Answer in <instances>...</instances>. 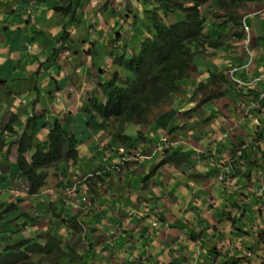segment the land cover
I'll return each instance as SVG.
<instances>
[{"label":"crops","instance_id":"crops-1","mask_svg":"<svg viewBox=\"0 0 264 264\" xmlns=\"http://www.w3.org/2000/svg\"><path fill=\"white\" fill-rule=\"evenodd\" d=\"M123 1L126 2L130 10L134 6L132 0ZM86 3H88L86 0H0V126L3 123L5 124L10 118V114L13 113L19 114L22 117L18 121L19 124L24 123L26 119L32 115V112L37 111L42 112V114L47 115L48 117H53L58 113L61 115L70 114L73 117L72 121L74 133L79 138H81L82 142H85L84 145H82V148L79 149L81 158L80 162L85 158L93 160L91 157L94 156L95 158L94 152H97L100 159L99 163H101V166L107 167V165H114L118 162L117 159L113 161L111 159H114L118 156L113 152H115L119 146L122 147V143H119L118 141L113 142V139L105 136L106 134L94 132L91 126L88 131L84 129L81 131L80 123L78 122L80 119H78V116H76L71 110L67 111L66 113H64V111L61 113V109H59L62 106L60 107L58 105L59 100H57V97L60 96L57 79L45 69L40 71L41 65L48 63L51 50L54 48H48V45L51 42L55 44L57 43V45H61L62 43L71 45L69 46V48L72 49L71 53L62 52L58 57L57 64L61 66L60 69H62L60 76L61 78L65 74V68L63 66L65 62L68 65L70 63H78L79 66L84 64V66L81 68L83 71L85 68H87V66H90V62H88V60L79 52V50L82 49L80 33L82 28L85 29V26L87 25L84 20L85 14L87 10L91 11L92 9L91 5L85 7ZM252 3H256V5L257 3L260 4L258 6L260 9L254 11L252 14L249 12V15L247 17L245 16L247 25L251 23V26L254 28V32L250 29L253 34V36L251 34V37H254L252 38L253 42L250 46L251 48L256 47V49L252 50V53L254 52L252 55H255V59L252 57L254 60L251 61V55L248 56L246 52H244L242 55L239 54V56H237L239 57L238 60H230L229 58L223 59L225 60L221 63L223 69H220L222 71H219V73L225 72V75L229 79L231 78L229 73H232V71H227V69H236L237 71L234 76L238 80H243L250 83L249 87H247L249 90L246 95L259 96L260 94H264V92L259 91L264 84V72L263 74L258 73V66L264 63V39L262 38V36H264V0H256ZM70 8L75 9V14L78 19H83L82 24L77 23L76 27L73 26L71 28V44L66 41L60 42L61 38L55 39L61 30L64 32H69L70 24L76 21L69 14ZM57 9H60L58 14H56ZM137 10H139V8H137ZM22 13L24 14L23 16ZM116 25L117 21L114 20L113 27H116ZM209 27L210 26H207V29L205 28L207 33L210 32ZM104 29H106V27ZM213 33H215V35L218 34L216 30H214ZM111 35L112 30H107L106 40H109ZM232 41L235 43L234 38ZM223 43L224 40L219 49L222 48L232 51V46H229L228 43H226V45ZM239 45L241 46L242 44L238 43V46ZM28 46L31 47L30 51H28ZM16 68L19 70L15 71ZM43 72L47 73L48 76L46 77V74L43 75ZM70 76L74 78L84 77L86 79L85 75H77L75 72H73V70L70 71ZM207 78H209V76L199 77L197 83L201 82L202 80L206 81ZM30 80H33V82L30 83ZM88 83L91 86L92 83L89 81ZM234 83L237 85L236 82ZM44 85H47L46 89L43 88ZM73 85V83L68 85L69 88L67 87V92H63L66 100L67 98L75 96L77 97L80 95L73 88ZM36 87L40 89V94L37 92ZM87 88L88 85L85 87V90H87ZM70 91H73V95L68 97L67 94ZM37 97L41 98L39 101L41 103H31L32 101L36 100ZM24 100L27 102L22 103ZM66 100L62 105L66 104ZM180 100L181 98H177L176 100L179 104V113L177 117H164L170 120L165 122V127H161L158 124V118L162 117L158 116L155 124L149 121V128H140V126L136 123L131 124L129 127H127L128 135L132 137L134 133L138 134V132H140L144 135L139 137L148 139L147 135L149 137H156L157 135L155 132H160L161 135L162 132L169 131L173 135H176L180 132L179 128H181V126H187L190 129L193 128L194 124L192 126L190 121L193 116H198L197 113L200 109L196 104V97H190V105H181L179 103ZM47 101H54V111H50L48 109V104L46 105ZM253 101L254 100H251L250 103ZM194 108L197 110L193 111ZM260 111L261 113L264 112L263 101L258 104L256 108L251 109L249 112L259 114ZM246 114H248L247 110ZM85 116L89 117L88 114H85ZM150 117L151 114L149 119ZM256 118L259 120V116ZM68 121H71V118L68 119ZM202 123L205 127H207L205 120H203ZM195 124H200V121L197 119ZM167 138L168 137L165 139L168 140L169 138ZM201 138L205 139L204 136L199 135L197 140H200ZM214 139L215 141H218L217 143H219L218 151L225 145L228 147V144L235 142L232 137H229L226 140H221V136H219L218 138ZM214 139L209 138L211 147H215V144L212 145ZM161 140L162 142H168L164 141L163 138ZM10 141L11 139L5 140V142ZM102 141L104 142V145L101 144ZM133 144L135 148L133 147ZM129 145H131L134 149L139 148L138 141H135L134 139L129 143ZM96 146L99 147V150H97L98 148L94 150ZM84 147L86 148L85 150H83ZM150 147L151 154L144 156L146 159L142 161V170L147 171L145 175L143 172L137 174V172L131 170V168L126 171H122L121 173L111 169L113 170H110L111 173H109L110 171L102 173V175L104 174L102 178H98L94 182L90 181L85 185L79 186V196L88 192L89 199L91 201L90 205L83 203L79 211H76L72 208L70 200L66 201L65 197L62 198L63 189L58 186L59 180L56 178L50 180L48 185H51L56 189L55 195H51V197L48 199L47 194V196H44L39 193V195L33 197L32 201V203H34V207H37L41 212L40 215L35 219V226H38L40 221L43 223L48 221V223H50L49 230H37V234L44 236V243L48 246H51L52 248H61L64 245V233H67L68 236H73L75 234L82 236L85 232H87L90 233L89 235L91 236V240L95 242L94 249L97 251L109 246V244L105 241V237L110 239L109 230L113 229L116 231V234L114 235L116 250L112 251L109 256L97 255L94 258V264H115L114 262H117V264H140L141 260L142 262L144 261V258L140 259L141 256L139 254H146L147 252H151L153 256H156V253L158 252L157 262L159 261L160 264H182V262H186V259L182 256L185 246L182 242V237L178 235H187V232L195 227L196 224L200 225L199 220H203V218L206 219L209 216V214H205V216H203V214L209 209L208 197L210 193H208L207 189H205L206 196L198 193L196 194L198 200L195 201L188 197L187 193L183 191L184 188L192 192L193 187L186 188V186L181 184L179 181L172 183L171 179H169L167 183L164 179L166 177L165 172H158V170L161 169V165L156 167V169H154L152 172V167L150 165H147V167L144 168V165L147 164V162H151L152 159L150 156H153L154 152L156 151L153 142H151ZM193 149L197 150V147L193 146ZM120 150L123 151L124 148H121ZM225 150L226 149H224V151ZM146 152L148 151L146 150ZM176 154L178 155V153ZM225 154L226 153L224 152L222 157L217 159H209L215 162L212 163L210 167L205 168V171L203 172L204 174L200 172L205 180H211L213 178V174L217 175L223 171L222 167L229 158L228 157L225 160ZM136 155L138 156V153H136ZM167 155H169V153H167L165 156L167 157ZM125 156L128 157L129 154H125ZM254 156L256 155L251 154L250 159L251 157L253 159ZM191 157L187 159L186 157L182 156L183 160L187 159L188 162H193ZM250 159L244 158V160L247 162ZM14 160H16V156L13 155V153L11 154L10 161L8 156L5 154L0 158V170L6 166L9 167V173L7 175L4 174L6 177L16 176L15 174L19 176V171H16L15 166H12L11 164L14 162ZM173 162L176 163L175 161ZM188 162H181L182 166H186V171H188L190 168ZM167 163L172 162L170 159H168V161L162 162L161 164L166 165ZM77 165L78 164H75L76 168H73L68 175V177L71 179L77 175L86 174L92 171V169H81L80 167H77ZM233 166L235 168L234 172L225 183H222V185H225L226 187L238 182L241 175V173L236 172L237 165L233 164ZM90 168H92V166H90ZM150 172V176L156 172L155 176L158 177L157 184L155 186L156 190H154L153 195H151V193L148 194L145 192L142 189V186L135 187V179L138 178L140 180V177L148 178V174ZM205 174L208 175L206 176ZM172 176L173 175H171V177ZM161 181L165 182V184L161 186V188L157 189V185ZM182 181L187 185L190 184V182H187L184 178H182ZM66 182L67 181H62L60 184H65ZM120 182L125 183L126 190L118 185ZM88 184L90 185L88 186ZM218 184L221 185V182ZM213 185L214 184H212V186ZM16 186L19 188L18 183L14 187L15 191H18ZM164 188H167V191L164 192L165 196H157V193H161L162 189ZM19 189L21 192L20 195L27 197V194H23L24 190L21 188ZM1 199L2 198H0V200ZM44 199L48 201H43ZM60 199H62L63 202L67 204V207L61 206L59 209L53 210L50 204H55L56 202H59ZM93 199H97L99 207H93ZM40 200H42L43 203L40 202ZM155 224L157 225L155 226ZM87 225L90 228L93 227V232L89 231ZM98 226L101 228L98 229ZM154 226L157 231L154 229L152 230ZM152 232L154 233L153 235ZM34 233L36 234V232ZM193 240L195 239H192V241ZM162 245H164L165 252L160 249ZM203 245L201 246L202 252L200 255H198V260L201 263L204 260L205 264L206 259H204L203 256L205 247L203 248ZM69 249L72 252L62 255L58 260V264L63 262L65 255H79L76 250L73 251L72 248ZM174 251L179 253L181 260L173 262V260L167 259V255L169 253H173ZM91 255H93V253L90 248L83 251L81 255H79V264H85L87 260L89 262L90 258L94 257V255ZM126 256L129 258L128 262L124 260ZM200 257L202 260H200Z\"/></svg>","mask_w":264,"mask_h":264},{"label":"rangeland","instance_id":"rangeland-1","mask_svg":"<svg viewBox=\"0 0 264 264\" xmlns=\"http://www.w3.org/2000/svg\"><path fill=\"white\" fill-rule=\"evenodd\" d=\"M132 1L134 6L131 8V10L136 13V16L139 20H141L143 16L148 15L151 6L154 3L156 4L155 7L160 6L159 3L156 2V0ZM176 1L187 4L189 0ZM254 1L256 0H245V3L242 4V8L238 10V12L243 17V21L245 22V18L249 15V12L250 14H252L254 11L260 9V7H258L260 4L257 3L256 5V3H252ZM109 5V10L112 11V14H110L109 12L107 13V10L103 9L101 11V14H99L95 19L96 29L98 27L97 30H102L106 27L108 31L111 29L113 32L115 30V28L113 27V22L115 20L117 21L116 29H118L121 25V29L119 31L121 35L119 39H122L123 34V39L125 38L126 41L124 39L119 44L115 42L113 43L112 36L109 37V40H106V32L104 30L97 31V43L94 46L89 45L86 48L90 66L89 68L85 69V72L89 74V78L96 79L98 81H103L105 78L101 70L105 71L106 77L108 78H111L112 74L116 70H118L117 67L113 66L115 58L122 54L130 56L133 53H140L141 50V42H139L140 40L133 41L132 44L131 42H127L128 39H132L131 35L133 34V28L135 27L136 29L137 25L141 28L139 20L138 23L135 21L137 19L134 18V16L130 12L129 6H127L125 1L109 0ZM137 8H139V10H137ZM202 10L204 16H206L208 19L207 26H210V32L207 33L206 28L204 29L203 33H205V35H209L210 37L212 36L213 39L221 43L224 40L223 44L226 45V43H228L229 46H232V51H228L227 49L222 48L219 50H214L210 48L209 45H206L203 51L196 53L193 61L189 64V67L191 66L192 71H190L191 73L188 76L189 79L183 84V89L182 91H180L181 96L184 95V93H186L188 90H193V88L196 86V84H192L190 80H198L199 77L209 76L210 71H222L220 69H223L221 66V63L225 61L223 59L229 58L230 60H238L239 57L237 56H239V54L242 55L244 52H247L246 47H248V51L256 49V47L251 48L250 46L253 42L252 38L254 37H251V39L248 40L246 33H244L243 31L241 32L243 33V38L241 40L236 41L234 39L235 43L232 41L233 38L231 37V33H235L240 30L234 27L233 22L227 23V17L224 15V12H220L219 8L216 5L209 2L205 8H202ZM157 12L163 20H167L168 17L165 16L166 12L162 7L159 8ZM105 13H107V16H109V21L107 23ZM168 13L169 12H167V14ZM91 14L92 12L87 10L86 16H89ZM23 15L24 14L22 13V16ZM170 15L171 17L169 18V20H167L169 23L174 21H181L184 19L181 14L177 16L176 20V17L173 16L172 13H170ZM152 20L153 19L147 21L149 23ZM248 25L249 26L245 28V31H247L248 28L249 32L252 34V31L254 32V28L251 26V23H249ZM214 30L218 32L217 35L213 33ZM262 38L264 39V36H262ZM238 43L242 45L238 46ZM55 46L56 44L51 42L48 45V48H55ZM54 48H52V50ZM252 57L255 59V55H252ZM253 58L251 59V61L254 60ZM63 66L65 68V72H70L71 70L77 72L78 70H80L78 63H70L68 65L65 62ZM230 70L231 69H227V71ZM263 72L264 63L258 66V73L263 74ZM121 75L124 78L130 77V74L125 72L124 70H121ZM229 75L231 76V73H229ZM203 81L205 80H202V82ZM32 82L33 80H30V83ZM71 82H73L74 84L73 88L78 91L80 95H78L77 97L75 96L67 98L66 100L64 94L61 93V95L59 96V103L61 105L59 103L58 104L60 107H62L59 109H61V113H63V111L64 113L69 110L73 111L75 115L78 116V119H80L78 122L80 123L81 131H83V129L88 131V129H90L89 123L94 124V121L91 117L85 116V114L87 113L84 103L85 99L82 96V91L84 87H86L89 83L84 77L73 78ZM236 83L237 85H235L233 82L232 85H213L211 91L224 92V96L219 100L211 99L207 102H204L205 96L203 94L199 95L196 98V104L200 109L197 113L198 116H193L190 121L192 126L194 124L193 128L190 129L187 126H181V128H179L180 132L176 135H173L169 131H164L161 135L160 132H155L157 136L149 137L147 135L148 139L139 137L143 136V133H134L132 137L135 141H138L139 148L134 149L135 146L133 144L134 148L129 145L124 148V153H121L120 151V161L124 157L128 161L122 165L119 173L131 168V170L136 171L137 174L143 172V174L145 175L147 171L142 170V161L146 159V157L144 156L151 154L150 146L151 142H153L156 151L154 152L153 156H150V158L152 159L151 162H147V164L144 165V168H146L147 165H150L152 167V172L154 171V169H156V167L161 165V169L158 170V172H165L166 177L164 179L167 183L168 180L171 179L172 183H176L177 181H179L181 182V184L186 186V188L193 187L192 192L184 188L183 191L187 193L188 197L195 201L198 200V198L196 197V194L198 193L206 196L205 189H207V192L210 193L208 197L209 209L203 214V216H205V214H209V216L206 219L203 218V220H199L200 225L196 224L195 227L187 232V235H178L182 237V242L185 246L182 256L186 259V262H182V264H204V260L202 263L198 260V255H200L202 252L201 246L203 245V241V248L205 247V251L203 252L204 259H206L205 264H227L226 262H229L230 260L235 261L234 264H264V193L260 194V188L264 187V112L261 113L260 111L259 114H255L252 112L250 114L249 111H247L248 114H246V110H249V107L255 102L259 101L260 98H264V94H260V98L246 95L249 90V88L247 87H249L250 83ZM43 88L46 89L47 85H44ZM259 91L264 92V84ZM93 95V89L90 88V96L92 97ZM65 100L66 104L62 105ZM251 100L254 101L250 103ZM167 110L168 107L164 106L156 111H153L151 113L149 121L155 124L157 117L160 116V114L167 112ZM258 116L259 120L256 118ZM197 119L200 121V124H195ZM203 120H205V122L207 123V127L203 125ZM113 123L114 122H110L106 137H114L116 135L111 129V125H113ZM122 128L126 130L125 134H128L127 126H124ZM147 128H149V126ZM227 130L231 131L232 138L236 143V146L234 148L237 151H239V149L243 146H247L246 151L249 150V153H247L250 156L251 154L256 156H254L253 159L251 157V159L247 162L246 160H244L243 154L241 156H236V153H233L234 149L232 147V143L228 144V147H226L225 145L222 149H219V151L216 147H211L209 138H218L219 136H222ZM4 134H6V132ZM199 135L204 136L205 139L201 138L200 140H197ZM166 137H168L169 139L167 138L168 140H166ZM162 138L164 141L168 142H162ZM241 141L244 142L242 145L240 143ZM217 142L218 141H215L214 139L212 145L216 144ZM84 143L85 142H82L81 146H79L78 148H82V145H84ZM101 144L104 145V142L102 141ZM193 146L197 147V150L193 149ZM96 148H98L97 150H99V147L97 146L94 148V150H96ZM118 148H120V146ZM85 149L86 148L84 147L83 150ZM224 149L226 150L224 151ZM146 150L148 152H146ZM224 152L226 153L224 156L225 160L228 157L229 158L226 160L225 164L222 167L223 171L217 175L213 174V178L211 180H205L201 173L205 171V168L210 167L212 163L215 162L209 159L220 158L222 157V154ZM94 153L95 158L94 156L91 157L93 158V160L86 158L85 164L81 166L82 169H92V171H94L96 168L102 167L101 163H99V154L97 152ZM136 153H138V156L136 155ZM167 153H169V155H167L166 157L165 155ZM176 153H178V155ZM16 154L17 152H13V155L16 156ZM125 154H129V156L127 157L125 156ZM7 155L10 161L11 154L8 153ZM182 156L186 157L187 159L191 157V160H193V162H188L187 159L183 160ZM168 159H170L173 164H161L162 162L168 161ZM173 161H175L176 163H174ZM180 161L188 162V165L190 167L188 171H186V166L181 165ZM232 164L237 165L236 172L241 173V175L238 182H235L233 183V185L226 187L225 185H222V183H225L234 172L235 168ZM90 166H92V168H90ZM8 168L9 167L7 166L5 168H2L1 172L6 171ZM109 168L111 169V166H109ZM16 171H19V168H16ZM111 171L109 173H111ZM151 172L148 174V178L140 177L139 180L138 178L135 179L134 177V179L136 182L135 187L142 186V189L145 192H147L148 194L151 193V195H153L154 190H156L155 186L157 184L158 177L155 176L156 172H154L150 176ZM171 175L173 176L171 177ZM205 175L207 176L208 174ZM221 177L224 178V181L220 179ZM182 178L186 179V181L190 182V184L187 185L183 183ZM17 181L23 182V178H21L20 176L17 178ZM220 182L221 185L218 184ZM14 184L16 185V182H14ZM164 184L165 182L161 181L157 185V189L161 188V186H163ZM212 184L214 185L212 186ZM2 185L3 186L1 187L0 198L7 199L8 201L14 203L16 202V200L18 201L22 199L18 195L21 192L20 189L17 188V186L16 189L18 191H14L10 183L7 181H5ZM118 185L126 190L125 183L120 182L118 183ZM165 191H167V188L162 189L161 193H157V196L164 197ZM46 192H50L48 194L49 199L52 193H56V189L53 186L46 184L41 189L40 193L44 196H47ZM25 198L28 199L21 203L18 202V209L11 214L10 219H5L9 220V222L4 230L6 232L2 235L3 238H5V242H2L3 246H0V253L8 247L15 246L26 239H33L36 237L34 236V232L37 233V231H35V229L32 227L27 228L26 225L31 221L30 218H32L33 215H35L37 212H40V210H38L37 207H34L32 203L33 197L27 195V197L25 196ZM43 201L47 202L48 200L44 199ZM40 202H42V200H40ZM92 205L94 208L99 207L97 199L92 200ZM9 213L10 212L4 214L7 215ZM23 214H25V217L20 221L21 225L19 226V230L15 233L10 232L9 230L12 227L18 226L19 216ZM36 228H38L39 230L47 231L50 228V223H48V221H46L45 223L40 221ZM88 228L90 232H93V227ZM100 228L101 227L98 226V229ZM89 234L90 233L85 232L82 236H78L77 234L68 236L67 233H64V245L61 248H63L64 251H68L69 248H72L73 251L76 250L79 255H81L83 251L90 248L94 257L90 258L89 262L87 260L85 264H94L93 261L97 255L109 256L112 251L116 250L115 245L96 251L94 249L95 242L91 240V236ZM191 238L195 239L196 241H192ZM160 249L165 252L164 245H162ZM217 252L219 254H217ZM157 254L158 252L156 253V256H153L151 252L141 254V257L144 256V261L142 262L141 260L140 264H160L159 261L157 262ZM79 255H65L61 264H79ZM151 255L153 257H151ZM47 256L51 258L52 261L48 262L44 260L42 264L58 263V259L55 255ZM167 256V259L173 260V262L181 260V257L177 251L169 253ZM210 256L214 258L211 259ZM237 256H240V258H236ZM41 257V255L33 257L30 261V264H38ZM124 260L128 262L129 258H127L126 256ZM200 260H202L201 257ZM24 263L18 262L16 264ZM114 263L117 264V262Z\"/></svg>","mask_w":264,"mask_h":264},{"label":"trees","instance_id":"trees-1","mask_svg":"<svg viewBox=\"0 0 264 264\" xmlns=\"http://www.w3.org/2000/svg\"><path fill=\"white\" fill-rule=\"evenodd\" d=\"M209 2L216 5L220 12H224L227 23L233 22L234 27L240 30L232 32L231 37L236 41L241 40L243 38L241 32L244 24L247 25V23L243 21L238 10L242 8L245 0H189L187 4L176 0H160L161 6L157 8L162 7L166 15L167 12H169L168 15L170 13L181 14L184 19L166 24L155 10L152 12L150 9L148 15H152V24L140 21L142 29L138 25L136 29L134 27L132 39L127 41L132 44L133 41L140 40L142 47L140 53H133L130 56L122 54L115 59V67L123 69L130 74V77L124 78L120 73H115L112 80L105 83L98 82L96 93L90 99L89 96L87 97L88 111L91 115L95 111L105 121L113 119L122 126L136 122L140 126L147 127L150 124L149 116L153 110L170 102L179 93L181 82L192 71L189 64L193 61L196 53L203 51L206 45L214 50H219L222 45L212 36L203 33L206 16H204L202 8H205ZM105 17L107 23L109 16L105 14ZM149 34L151 37L146 38ZM119 37L120 34L116 31L113 43H119ZM57 75L59 74L57 73ZM232 82L230 78H227L225 72L210 71L209 78L206 80L207 85L202 83L199 89L203 90L208 87L211 91L215 84L232 85ZM58 85L59 90L64 89L67 80L63 79L58 82ZM36 90L39 94L41 93L38 87ZM67 95L71 97L73 91ZM223 96V91L208 93L210 100H219ZM32 113L26 119V123L21 124L18 122L22 118L19 114H10L7 122L0 126V149L4 147L3 138L5 135L11 133L16 136L11 146L17 147L16 166L19 168V175L23 178V182L17 181L18 186L24 190V195L35 197L48 184L51 168L62 162H77L80 159L78 149L80 138L73 132L72 115L58 113L53 117H48L40 111ZM70 118L71 121H68ZM166 121L169 120L164 117L157 120L161 127H165ZM5 132L6 134H4ZM115 137L119 138L122 143L131 141L130 137H125L123 129L117 130ZM246 150H243V158L250 159L249 150ZM233 153H237V150H233ZM4 181L5 179L0 177V186ZM20 198L22 199L19 201L27 199L23 195H20ZM50 205L53 210H57L61 206L67 207L62 199ZM15 208L13 205V209ZM14 211L11 210V212ZM30 220L34 222L35 219L30 218ZM0 240V246H3L2 242H5V238L0 236ZM44 252L45 248L41 244L26 240L1 252L0 264H15L16 262L30 264L34 254L40 255ZM49 254H51L50 250ZM217 254L219 253L217 252ZM236 258H240V256ZM226 263L234 264L235 261L230 260Z\"/></svg>","mask_w":264,"mask_h":264},{"label":"clouds","instance_id":"clouds-1","mask_svg":"<svg viewBox=\"0 0 264 264\" xmlns=\"http://www.w3.org/2000/svg\"><path fill=\"white\" fill-rule=\"evenodd\" d=\"M88 3H86L85 4V7H87L88 5H91L92 6V9H91V12H92V14L91 15H89V16H86V14H85V22H86V28L85 29H83L82 28V30H81V33H80V40H81V46H82V49L81 50H79V52L81 53V55L83 56V57H85L87 60H88V62H89V57L87 56V52H86V48H87V46H89V45H95L97 42H96V36H97V31H102V30H104L105 32H107V29H102V30H97L98 29V27H97V29H96V26H95V23H96V17L99 15V14H101V11L104 9V10H107V13L109 12L110 14H112V11H110L109 9H110V5H109V0H94V1H92V0H86ZM156 2L157 3H159V5L161 6V4H160V0H156ZM99 4H101V5H99ZM155 3L151 6V9H152V12H154V10L156 9L157 11H158V9L159 8H157V7H159V6H157V7H155ZM161 8V7H160ZM155 10V12H157ZM60 12V9H57V11H56V14H58ZM130 12L132 13V15L134 16V18L135 19H137V20H135L136 22L139 20L138 19V17L136 16V13L134 12V11H132V10H130ZM107 13H105V14H107ZM140 13H142V12H140ZM158 13V12H157ZM69 14L76 20L74 23H71L70 24V31L69 32H64L63 30H61L60 31V33L55 37V39H60L61 41L60 42H62V41H66V42H69V44H71V42H72V31H71V28L73 27V26H75L76 27V25H77V23H79V24H82V22H83V19H78V17L76 16V14H75V9H73V8H70V10H69ZM159 14V13H158ZM165 14V13H164ZM151 14H149V15H147V16H143L142 18H141V20H142V22H144V23H147V24H152V22L150 21L149 23H148V21L147 20H150L151 19ZM160 16V15H159ZM165 16L166 17H168L167 18V20H169V18L171 17V15H166L165 14ZM173 16H175L176 18H175V20L177 19V14L176 13H174L173 14ZM141 20H139V22L141 21ZM166 19H162V21L163 22H165L166 24H170L168 21H167ZM207 17H206V23H205V28H207ZM175 22V21H174ZM172 23V22H171ZM246 27H248V25H245L244 24V27H243V32L244 33H246V35H247V37H248V40L249 39H251V33H249L250 35H248L247 34V31H245V28ZM115 28V30L112 32V34L113 35H111L113 38H112V40L114 41L115 40V32L116 31H118V34H120V29H121V25L119 26V28L118 29H116V27H114ZM133 28V27H132ZM205 34V33H204ZM69 35V36H68ZM121 35V34H120ZM129 35H130V29H129ZM151 37V35L149 34L148 35V37H146V38H150ZM120 40V39H119ZM129 40V39H128ZM123 41V34H122V39L119 41V43H121ZM119 43H117V44H119ZM58 44H60V43H58ZM69 46H71V45H66V44H64V43H62L61 45H57V43H56V46H55V48L51 51V54H50V56H49V58H48V63H46L45 65L44 64H42L41 65V68H40V71H42V69H44L45 68V70L47 71V72H49L51 75H53L56 79H57V81L58 82H61L63 79H66L67 80V85H65V88L64 89H61V90H59V95H61V93H66L67 91H66V89H67V87L69 88V86L68 85H70V84H72L73 82H71V80L74 78V77H71L70 76V72H65V74H64V76L61 78L60 76H61V70L62 69H60L61 68V66H59L58 64H57V62H58V57H59V55L62 53V52H72V49L71 48H69ZM142 48V47H141ZM31 50V47L30 46H28V51H30ZM246 50H247V52H246V54L248 55V56H250L251 55V57H252V50L251 51H248V47H246ZM136 54V53H135ZM250 57V58H251ZM116 59V58H115ZM115 59H114V62H113V66H115ZM84 66V64H81L80 66H79V68H80V70H78L77 72H75V71H73V72H75L77 75H85V77H86V80H88L89 82H91L92 84H91V86L88 84V91L87 90H85V87H84V89H83V91H82V93H83V97H84V99H85V101H84V103H85V106H86V113L89 115V117H91L92 118V120L95 122L94 124H92V123H89L90 124V126L93 128V130H94V132H98V133H102V134H107V132H108V130H109V126H110V122H114L113 123V125H111V129L114 131V133L116 134L117 133V130H119V129H123L122 127H124V126H122L119 122H117V121H115V120H113V119H111V120H108V121H105L103 118H102V116L101 115H99L98 113H96L95 111H94V114L93 115H91V113L88 111V107H89V105L87 104V100H88V96H89V99L91 98V96H90V88H92L93 89V92H94V94L96 93V88H97V84H98V82H103V83H105V82H107V81H110V80H112L113 79V77H114V74L115 73H120L121 74V70H123V69H120V68H118L117 67V69L118 70H116L113 74H112V76H111V78H108V77H106V74H105V71L104 70H101V72L104 74V76H105V78H104V80L103 81H98V80H96V79H92V78H89V74H87L86 72H85V69H87V68H89L88 66H87V68H85L84 69V71L83 70H81V68ZM63 67V66H62ZM17 70H19L18 68H16L15 69V71H17ZM233 70H236V69H233ZM232 69L230 70V71H233ZM237 71V70H236ZM236 71L235 72H233V73H231V80L233 81V82H236L235 81V79H237L234 75H235V73H236ZM57 73L59 74V75H57ZM191 73V72H190ZM190 73H189V75H190ZM46 74V77L48 76V74L47 73H45V72H43V75H45ZM188 75V76H189ZM186 77L182 82H181V85H180V90H179V93H177L171 100H170V102H168V103H164V104H162L159 108H156V109H154L153 111H156V110H158V109H160V108H162V107H164V106H167L168 107V110H167V112H164L163 114H160V116H162V117H165V116H167V117H177V115H178V113H179V110H178V102L176 101L177 100V98H181V100H180V104L181 105H190V103H189V100H190V97L191 96H194V97H198L199 95H201V94H203L204 96H205V101L204 102H207L208 100H210V99H208L209 97H208V93H210V91H209V89H208V87H205V89H199V87H200V85L202 84V83H204L205 85H207V83H206V81H201V82H199V83H197V80H195V79H192V80H190L191 82H192V84H196V86L193 88V90H188L186 93H184V95H180V91H182V89H183V84H184V82L185 81H187L188 79H189V77ZM206 80H208V78L206 79ZM243 81V80H242ZM244 82H247V81H244ZM78 92V91H77ZM63 93V94H64ZM79 93V92H78ZM80 94V93H79ZM255 97H257V98H260V95L259 96H255ZM58 99L57 100H59V98L60 97H57ZM52 99V98H51ZM54 99V98H53ZM41 100V98H39V97H37L36 98V100H34V101H32L31 103H34V104H38V103H41V102H39ZM264 100V98H260V100L259 101H257V102H255L254 104H252L250 107H251V109H253V108H256L257 106H258V104H260L262 101ZM27 101L26 100H24L22 103H26ZM58 103V102H57ZM189 103V104H188ZM21 104V103H20ZM48 104V105H47ZM46 105L48 106V109L50 110V111H54V109H55V105H54V101H47L46 102ZM45 105V106H46ZM59 105V104H58ZM249 107V108H250ZM250 109V110H251ZM47 110V109H46ZM197 109L196 108H194L193 109V111H196ZM249 110V111H250ZM248 111V110H247ZM250 113V112H249ZM251 114V113H250ZM133 123H136V122H133ZM133 123H131V124H133ZM150 123V122H149ZM131 124H127V125H125V126H127V127H129ZM137 124V123H136ZM138 125V124H137ZM150 125V124H149ZM148 125V126H149ZM140 126V125H139ZM147 126V127H148ZM140 127H144V126H140ZM147 127H145V128H147ZM125 130L123 129V134L125 135V136H127V137H130L131 138V141H133V138L130 136V135H128V134H125V132H124ZM73 132H74V130H73ZM106 136V135H105ZM116 136V135H115ZM110 137L111 139H113V140H116V141H119V143L121 142V140L119 139V138H116V137ZM78 137V136H77ZM229 137H232V134H231V131L230 130H227L222 136H221V140L223 139V140H226L227 138H229ZM79 138V137H78ZM6 139H11V141L10 142H5V140ZM16 139V136L14 135V134H11V133H9V134H7V135H5V137L3 138V144H4V147H2V149H0V158L5 154V155H7L8 153H10V154H12L13 152H17V147H15V146H11V143L14 141ZM80 144H79V146H81V143H82V140H81V138H80ZM131 141H129V142H124V143H122V147H120V148H118V149H116L115 150V152H113V153H115L116 155H118L117 157H115L114 159H111L112 161L113 160H115V159H117L118 160V162L116 163V164H114V165H107V167H105V166H102V167H100V168H96L94 171H91V172H89V173H86V174H80V175H77V176H75L73 179H71L70 177H68V175H69V173L72 171V169L73 168H76V166H75V164H78L77 165V167H80L81 168V166L83 165V164H85V162H86V158L83 160V161H81L80 162V159L76 162V161H72V162H69V163H66V162H62L61 164H59L58 166H55V167H53V168H51V175H50V179H49V181H48V184H49V182H50V180H52V179H54V178H56V179H58L59 180V183H58V186H60V188H62L63 189V194H62V198L63 197H65L66 198V201H71V205H72V208L74 209V210H76V211H79L80 209H81V206H82V204L83 203H86V204H88V205H90L91 204V201H90V199H89V194H88V192H86L85 194H83V195H81V196H79L80 195V191H79V186H82V185H85V184H87L88 182H90V181H95V180H97L98 178H102L103 176H104V174L102 175V173H104V172H108V171H110L111 169H113V170H116V171H118V172H120V168L122 167V165L123 164H125L126 162H127V160H126V158L124 157V158H122L121 159V161H120V157H119V155H120V149L121 148H125V147H127V146H129V143L131 142ZM241 143V145L244 143L243 141H241L240 142ZM218 144L219 143H216L215 144V147L217 148V150H218ZM78 146V147H79ZM236 146V143L235 142H233L232 143V147H233V149L234 150H236L234 147ZM79 149V148H78ZM244 149H247V146H243L242 148H240L239 149V151H237V153H236V156H241L242 154H243V150ZM167 150H168V146H167ZM238 152H241V154L240 155H238ZM121 153H124V151H121ZM80 154V153H79ZM8 156V155H7ZM17 157H18V154H16V160H14V162L13 163H11L12 164V166L14 165L15 166V168H18L17 166H16V163H17ZM120 161V162H119ZM67 165V166H66ZM233 165V164H232ZM109 166H111V169L109 168ZM82 169V168H81ZM6 172V173H5ZM9 173V168L6 170V171H4V172H1V170H0V174H1V178H4L5 179V181H7V182H9L10 183V185L12 186V189L15 191V189H14V187H15V184H14V181H15V178H16V181L15 182H17V178L18 177H20V175L19 176H17V174H15L16 176H13V177H6L5 175H7ZM14 173V172H13ZM5 174V175H4ZM55 175H57V176H55ZM102 175V176H101ZM222 178V177H221ZM220 178V179H221ZM221 180H223V179H221ZM4 181V182H5ZM62 181H67L65 184H60ZM224 181V180H223ZM3 182V183H4ZM2 183V184H3ZM1 184V186H0V194H1V187L3 186ZM14 184V185H13ZM90 184H88V186H89ZM64 187H65V190H64ZM50 192H46V194L48 195ZM263 194V193H262ZM19 195V197H20V194H18ZM52 195H55V193H52ZM18 202H24V201H17L16 200V202L14 203V202H10V201H8L7 199H1L0 200V215L2 216L1 218H0V236H2L6 231H4L5 230V227L7 226V224H8V222H9V220H5L6 218H9L10 219V216H11V214L13 213V212H11V210H17L18 209V206H17V204H18ZM13 205L16 207L15 209H13ZM7 212H10L9 214H7V215H5L4 213H7ZM40 213L41 212H37L35 215H33V219H36L39 215H40ZM24 217L25 216H23V215H21V216H19V221H18V226H14V227H12L9 231L10 232H12V233H15V232H17L18 230H19V226L21 225V220H23L24 219ZM34 222H35V220H34ZM32 220L26 225V227L28 228V227H32V228H34L35 229V231H37L38 230V228H36V226H35V223H34ZM157 224H155V226H156ZM155 226H154V228H152V230L154 229V230H156L157 231V229L155 228ZM116 234V231L115 230H113V229H110L109 230V237H110V239H108V237H105V241H106V243H108L109 244V246H115L116 244L114 243V241H115V238H114V235ZM154 233L152 232V235H153ZM34 236H36L35 238H33ZM34 236L33 237H31V238H33V239H26V240H29L30 242H32V243H35V242H37V243H39V244H41L44 248H45V252L43 253V254H40L42 257L40 258V260H39V262H38V264H42L43 262H44V260H43V258L44 257H46L47 255H48V251L50 250V252H51V254H49V255H55L56 257H57V259L59 260V258H61V256L62 255H64V254H67V253H70V252H72L70 249L68 250V251H64L63 250V248H60V247H57V248H52L51 246H48L47 244H45L44 243V241H43V238H44V236H41V234H34ZM26 240H24V241H26ZM23 241V242H24ZM22 243V242H21ZM18 245V244H17ZM108 246V247H109ZM37 255H39V254H34V256L33 257H35V256H37ZM140 256H141V254H139ZM151 257H153L152 255H151ZM141 258H144V256L143 257H140V259ZM45 260L46 261H48V262H51L52 260H51V258H49L48 256L45 258ZM16 263H18V262H16ZM15 263V264H16ZM24 264H26V263H24ZM58 264V263H57Z\"/></svg>","mask_w":264,"mask_h":264},{"label":"built area","instance_id":"built-area-1","mask_svg":"<svg viewBox=\"0 0 264 264\" xmlns=\"http://www.w3.org/2000/svg\"><path fill=\"white\" fill-rule=\"evenodd\" d=\"M249 33H250V32H249V29L247 28V34L250 35ZM235 71H236V70H233L232 73L235 72ZM235 81L238 82V83H240V84H244V82L241 81V80L235 79ZM250 109H251V107L249 108V110H250ZM247 110H248V109H247ZM249 110H248V111H249ZM240 154H241V152H238V155H240ZM221 179H224V178H221ZM262 193H264V187L260 188V194H262Z\"/></svg>","mask_w":264,"mask_h":264},{"label":"bare ground","instance_id":"bare-ground-1","mask_svg":"<svg viewBox=\"0 0 264 264\" xmlns=\"http://www.w3.org/2000/svg\"><path fill=\"white\" fill-rule=\"evenodd\" d=\"M33 105V104H32ZM33 114V113H32ZM126 137V136H125ZM249 256V255H248Z\"/></svg>","mask_w":264,"mask_h":264}]
</instances>
